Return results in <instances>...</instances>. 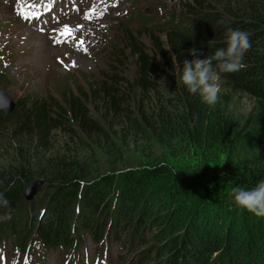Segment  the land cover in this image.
Segmentation results:
<instances>
[{"label":"trees","instance_id":"16d2710c","mask_svg":"<svg viewBox=\"0 0 264 264\" xmlns=\"http://www.w3.org/2000/svg\"><path fill=\"white\" fill-rule=\"evenodd\" d=\"M191 4H196L191 13L171 23L163 39L153 38L151 51L130 36L131 76L113 71L83 84H63L55 95L23 91L11 110L0 109V196L7 200V205L0 204V245L6 238L12 240L14 259L36 246L75 250L82 247L86 233L95 241L103 232L119 239L118 232L128 228L129 238L138 235L142 243L149 227L150 237L158 240L154 249L159 242L167 243L162 251L167 264H264V238L259 239V249L239 245L244 236L254 240L252 230L263 232L264 218L238 210L228 196L232 187L213 193L186 191V200L208 207L192 209L180 227L179 216L174 222L163 218L165 201L159 195L141 199L143 182L117 193L114 201L104 198L108 179L81 184L89 173L76 151L94 144L107 155L119 151L115 144L124 138L139 150L192 149L205 161L222 157V168L236 186L251 187L264 179V0ZM229 27L250 33L251 48L239 72L222 74V98L210 108L180 84L173 60L182 68L184 60L203 59L223 46ZM169 45L170 51L165 50ZM192 47L200 50L198 57L189 54ZM5 73L1 67L0 77ZM235 92L254 100L238 130L224 107L227 94ZM32 177L57 190L41 203L19 208L16 203ZM74 197L79 201L69 199ZM220 220L225 224L218 226ZM210 235L221 236L222 242L216 245ZM146 251L142 253L151 256Z\"/></svg>","mask_w":264,"mask_h":264},{"label":"rangeland","instance_id":"374dc122","mask_svg":"<svg viewBox=\"0 0 264 264\" xmlns=\"http://www.w3.org/2000/svg\"><path fill=\"white\" fill-rule=\"evenodd\" d=\"M191 3L192 0H0V68L6 69L0 77V87L15 100L23 91L55 95L63 84H83L113 71L131 76L134 64L130 36L151 51L153 38L163 39L164 30L171 23L191 13L196 5ZM227 95L224 107L233 129L238 130L254 106V100L243 92ZM62 139L63 136L58 143ZM115 145L119 151L110 150L107 155L94 144L76 151L89 173L81 184L108 179L109 193L104 198L114 201L117 193L143 182L138 194L141 199L147 196L156 199L159 195L165 201V210H161L165 213L163 218L174 222L179 216L176 224L180 227L192 209L197 207L200 211L202 204L203 208L208 207V203L186 200L183 196L188 195L186 191L199 189L213 193L236 186L222 168V157L205 161L192 149L139 150L127 138L117 140ZM32 178L28 184L40 180V185L30 198L22 197L17 201L19 208L25 207L27 202L41 203L57 190L56 187L46 188L42 178ZM69 199L79 201L76 197ZM183 208L186 211L178 215ZM221 222L225 224L220 220L218 226ZM151 229L144 230L142 243L138 235L129 238L128 228L117 234L119 239L126 238L123 244L111 234L103 232L101 240L95 241L86 233L82 247L72 252L58 247L42 250L36 246L15 259L12 252L15 249L10 247L12 240L6 238L0 245V264H167L162 254L167 243L159 242L154 249L153 243L158 240L150 237ZM262 231L252 230L254 240L249 239L255 244H250L244 236L239 245L258 248L259 239L264 238V229ZM210 238L216 245L222 242L221 236L210 235ZM144 249L151 256H145ZM184 260L189 261V258L185 256Z\"/></svg>","mask_w":264,"mask_h":264},{"label":"clouds","instance_id":"9594fccd","mask_svg":"<svg viewBox=\"0 0 264 264\" xmlns=\"http://www.w3.org/2000/svg\"><path fill=\"white\" fill-rule=\"evenodd\" d=\"M164 48L170 51L171 45ZM250 48V33L229 27L225 31L223 46L206 54L203 59L184 60L182 68L176 65L175 59V61L173 60V71L176 76L177 69H179L180 84L186 87L190 94H198L201 101L212 108L220 100L219 81L222 74L239 72L244 66L243 61ZM188 51L193 57H198L201 54L196 47H192ZM156 59L160 60L158 54ZM161 81L163 83V78ZM228 196L238 210L247 211L258 218H264V179L251 187L233 186L228 192ZM0 204L7 205V200L2 196H0Z\"/></svg>","mask_w":264,"mask_h":264},{"label":"water","instance_id":"95a60500","mask_svg":"<svg viewBox=\"0 0 264 264\" xmlns=\"http://www.w3.org/2000/svg\"><path fill=\"white\" fill-rule=\"evenodd\" d=\"M14 106V99L11 95L4 89L0 88V109L3 110L4 113H7L9 110L12 109ZM40 180H37L35 182L29 183L28 186L24 190V197L30 198L35 190L39 187Z\"/></svg>","mask_w":264,"mask_h":264},{"label":"snow or ice","instance_id":"6c2138e0","mask_svg":"<svg viewBox=\"0 0 264 264\" xmlns=\"http://www.w3.org/2000/svg\"><path fill=\"white\" fill-rule=\"evenodd\" d=\"M86 15H87V14H86ZM65 31H66V32L68 31L67 26H65Z\"/></svg>","mask_w":264,"mask_h":264}]
</instances>
